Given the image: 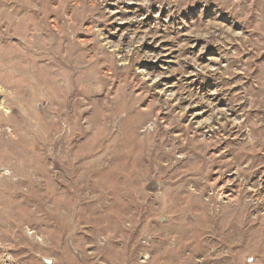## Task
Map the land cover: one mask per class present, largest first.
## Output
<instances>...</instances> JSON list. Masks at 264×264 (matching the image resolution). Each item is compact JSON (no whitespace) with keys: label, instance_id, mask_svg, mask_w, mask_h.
<instances>
[{"label":"rangeland","instance_id":"rangeland-1","mask_svg":"<svg viewBox=\"0 0 264 264\" xmlns=\"http://www.w3.org/2000/svg\"><path fill=\"white\" fill-rule=\"evenodd\" d=\"M0 264H264V0H0Z\"/></svg>","mask_w":264,"mask_h":264}]
</instances>
